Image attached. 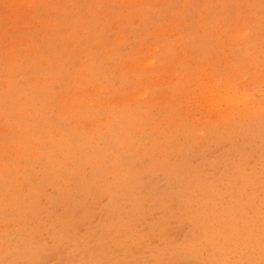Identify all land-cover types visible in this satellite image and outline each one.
Returning a JSON list of instances; mask_svg holds the SVG:
<instances>
[{"label": "rangeland", "instance_id": "1", "mask_svg": "<svg viewBox=\"0 0 264 264\" xmlns=\"http://www.w3.org/2000/svg\"><path fill=\"white\" fill-rule=\"evenodd\" d=\"M210 80L211 82H208ZM207 83H209V85ZM210 84L213 85L211 86ZM45 90L47 91L45 92ZM41 96L43 98H41ZM222 96L224 100H222V98L220 99ZM38 97L41 99H37ZM18 101L20 103H18ZM213 102L216 104L214 105ZM224 102L226 104H224ZM211 103H213L216 108L211 107ZM34 105H36V110H34ZM209 107L212 111L209 110ZM12 109L15 110L13 113ZM57 109H59V111ZM222 109L224 111H222ZM9 111L12 115L7 113ZM38 112L42 115L38 114ZM159 112L160 114H157ZM162 113H164L165 116L164 114L161 115ZM63 115L64 117H62ZM101 115L103 116L101 117ZM237 115L238 117H236ZM44 116L47 117L44 119ZM119 116L122 118H119ZM128 116L130 119H126ZM260 116H262V120ZM33 117H36L35 119L37 121L33 119ZM56 117L57 119H55ZM60 118L62 119L61 122ZM43 119L46 121L42 122ZM116 119H118L117 123L119 122L122 124H115ZM47 120L50 121V124ZM223 120H225V123H223ZM263 121L264 0H0V152L2 151L0 154V181H4L7 178L8 180L5 181L10 180L11 183V185H7L10 183L5 181L0 182V189L2 190L0 194V221L2 220L0 222V259H2L0 262L2 264H8L10 262V264L13 262V264H143L144 261H147L149 258L148 262H146L147 264H160L159 260L161 259L164 264H211L212 260H215L216 256L221 253L220 258L226 260V264H264ZM30 122L34 125L31 126ZM46 122L50 126L47 125ZM160 122L162 123L159 125ZM199 124L201 127H199ZM211 124H213L212 127H210ZM18 125H20V128ZM43 125L46 126L41 129ZM58 125L61 127L60 130ZM117 125L119 128H115ZM122 125L124 126L122 127ZM28 126H30V128ZM37 126L40 127L37 129ZM48 126L49 128H47ZM230 126H232V128H230ZM188 127L189 129H187ZM236 127L237 130L235 129ZM44 128L46 129L44 130ZM151 130L152 132H149ZM83 131L86 133L82 134ZM159 131L162 133H159ZM187 131L189 132L187 133ZM250 131L254 133H250ZM12 132L16 134V136H14ZM46 132H48V134ZM195 132L196 134H194ZM236 132L243 133H238V135H236ZM120 133L121 135L117 136ZM191 133L192 137L194 136L193 139L191 138ZM9 134H12L10 139L8 138L10 136ZM70 134L72 138L69 137ZM174 134H176V136ZM50 135L51 137H49ZM133 135L134 137L132 138ZM140 135L142 137H140ZM231 135L233 137L235 136V138L233 139V137H230ZM245 136H247V138ZM157 137H159V139ZM44 138L46 139L44 140ZM49 138L51 139L49 140ZM78 138H80V140H78ZM103 138H106V140L103 141ZM114 139L117 140L118 144L115 143L116 140L114 141ZM185 140H187L186 143H184ZM194 140L198 143L196 144ZM85 141L88 144L85 145ZM132 141L133 143H130ZM228 141L230 143H228ZM41 142L44 144L42 145ZM82 142L83 144H81ZM134 142L138 143L139 146ZM173 142L175 143L173 144ZM59 143L62 144L60 145ZM160 143L165 144L161 145ZM189 143L191 146H189ZM208 143H211V145ZM262 143L263 146L261 145ZM8 144L11 145L9 146ZM63 144L65 146L67 145V147ZM106 144H108V146ZM132 144H134V146L136 145V148ZM149 144L150 146L147 148ZM257 144H259V148L255 146ZM103 146L104 148H102ZM127 146H129L130 149ZM48 147L51 150L47 149ZM89 147L90 150L88 149ZM155 147H157V149ZM80 149L82 152H80ZM181 149L182 153H180ZM106 150L109 152L107 153ZM112 150H114V153ZM49 151H52L53 154L52 152L49 153ZM63 151H65V153H63ZM85 151L88 154H84ZM129 151L134 154H129ZM150 151L151 153L148 156ZM152 151L154 152L152 153ZM242 151L243 154L241 153ZM70 153L72 154L71 156ZM138 153L141 155H138ZM143 153L146 154L143 156ZM262 153L263 155L260 157L259 155ZM75 154L78 156H75ZM179 154L182 155L180 156ZM220 154H222V156ZM230 154L235 156L231 157ZM53 156L55 159L57 158V160H53ZM106 156H109L110 160ZM72 157H75V159ZM137 157H140L141 160L143 158V160L141 161L139 160L140 158ZM62 158L64 160H62ZM83 158L87 159L83 160ZM148 159L151 162H148ZM45 160H49L50 162L48 161L46 163ZM79 160H81V164ZM237 160H239L238 164L234 162ZM30 161L31 163H29ZM137 162L140 163L138 164ZM245 162L247 164H245ZM152 163L154 165H152ZM182 163L185 166L184 173L180 168ZM162 164H164V166ZM54 165L55 167H52ZM127 165L129 166L128 168ZM200 165L201 167H199ZM31 166L34 167L32 168ZM168 167L174 169L176 173L175 178L169 176ZM214 167H216V169ZM58 168H60L61 171L56 170ZM73 168L75 170L77 169V172L73 170ZM31 169L33 171H31ZM26 170H29L27 174ZM79 170L81 171L78 173ZM40 171L43 173H39ZM48 171H50V173H48ZM145 171L147 174L144 173ZM196 171H198L197 173H199L200 176L194 174ZM7 172L9 174H7ZM32 172H34V174ZM93 172L97 175H94ZM161 172H163V175ZM59 173L63 178L58 176ZM114 174H116V176ZM159 174L162 176L160 177ZM6 175L8 176L6 177ZM144 175L146 176L144 177ZM152 176L156 179L154 177L152 178ZM9 177H11L12 180ZM79 178H82V180ZM218 178L221 179V181L218 180ZM212 179L216 182L218 181L217 185ZM47 180L49 182H47ZM52 182L55 184H52ZM95 182L96 184H94ZM151 182L153 183L151 184ZM2 183H4V185H2ZM89 184L92 185V187ZM196 184L200 185V187ZM66 185L68 186L66 187ZM131 185L132 187H130ZM215 185L216 188H214ZM150 186H152V188ZM5 187H7L8 190ZM17 187H19V190H17ZM60 187L61 190H65H63V196L62 191H58ZM90 187L94 190L92 191L89 189ZM155 187L160 190L158 191L157 189L156 191ZM129 188L133 190L130 191ZM134 188L138 189L137 192ZM213 188L215 190L217 189L216 192ZM230 188L231 190H229ZM12 189H16L17 192H13L14 190L12 191ZM54 190H56V193ZM21 191L23 192L21 193ZM50 191H54V195H52ZM88 191L91 193H88ZM123 191L125 193H123ZM115 192L119 193L118 197ZM157 192L158 194L161 192L159 194L160 197ZM193 192L194 195L191 194ZM27 193L32 194L27 195ZM48 193H50L49 198ZM201 193L204 194L201 195ZM76 194H81L82 197L76 196ZM135 194L136 196H134ZM174 195H176V197ZM66 196H68V199L73 200H68L65 198ZM161 196L164 199L161 198ZM183 196L187 197L182 199L186 200L185 203L179 201ZM207 196H210L208 197L209 201L205 199ZM35 197L36 200L34 199ZM79 197L81 198L78 200L77 198ZM101 197L107 198L105 200V198L103 199ZM149 197H152L153 200L149 199ZM2 198H4V200ZM19 199L20 201L23 200V202H20ZM107 199H110V202H107ZM27 200L29 201L27 202ZM101 202L104 205H102ZM143 204H146V206L143 207ZM17 205L18 207H16ZM44 205L45 207H42ZM72 205L73 207H71ZM12 206L15 208L12 209ZM26 207L29 208V210ZM35 207L36 209L38 208V211H34ZM54 208L58 209L56 210ZM90 208H92V210ZM16 209H18L20 213ZM21 209L23 212H21ZM43 209L44 211H42ZM222 209L226 210V212ZM146 210L150 216L146 214ZM10 211L11 213H9ZM40 211L42 214L39 213ZM75 211H77V213ZM63 212H65L66 215L68 213V217L65 214L63 215ZM160 212L161 214H158ZM186 212H188L189 215ZM36 213H39L37 218L39 217L40 219L36 218ZM61 213L62 215L58 216ZM74 213L76 214L74 215ZM173 214L175 215L172 216ZM79 215H81V220ZM63 216H65V219H68V221L65 220ZM7 217L13 219H8L9 221L7 220L6 222ZM27 217L35 222L28 220ZM49 217L51 218L49 219ZM14 218H17V220ZM151 218L154 219L152 220ZM192 218L193 222L196 221L198 223L195 224L196 222H190ZM87 219L89 220L87 221ZM37 220H39V222ZM76 220L79 222H76ZM144 220H146V223ZM80 221L82 224L84 223V225H82ZM186 221L188 222L186 223ZM202 222H204V227L201 226ZM44 223L46 224L44 225ZM56 223L57 226H55ZM65 223H67V225H65ZM101 224L103 226H101ZM137 224L140 225L138 228ZM126 226L128 227L126 228ZM184 226L186 227L185 229ZM205 226L217 230L212 232V237L208 236L207 233H203ZM190 227L192 229L190 231L187 230ZM99 229L101 230L99 231ZM161 229H163V233ZM140 230H143V232ZM170 231L172 235H170ZM184 231H186L185 233H187V235H184ZM25 232L27 233L25 234ZM80 232H82V234ZM153 233H157L155 234L157 236ZM75 234H78V237ZM151 235L152 237L150 239ZM58 237H60V239ZM176 237L179 238V240ZM39 239L41 240L39 241ZM53 239L56 242H54ZM88 239L90 240L88 241ZM180 239L185 241V243ZM5 240L9 242V244L5 243ZM24 240L26 245L22 243ZM139 241L141 245L143 243L144 246H141ZM171 241H173L174 244ZM119 242L121 244H119ZM191 242L194 243L192 244ZM108 243L111 244V246H109ZM169 243H171L172 246ZM29 245L31 246L29 247ZM173 246L174 249H172ZM191 246L195 248L192 247V251ZM62 247L65 248L62 249ZM19 248H21V251ZM92 248H95V250ZM140 248L143 251L140 250ZM148 249L151 254L148 252ZM196 249L200 250L197 251ZM103 250L105 253L102 252ZM152 250H154L153 253ZM126 251L128 253H126ZM157 251L159 252L158 254ZM1 254H3L2 257ZM170 254L171 256H168ZM162 255L164 257H162ZM88 257H91L90 261ZM96 257L99 259L98 261H94ZM152 257L155 259L151 260ZM4 258L5 260H3ZM174 258H176V260H174ZM135 259H141V261L138 260L137 262ZM194 259L198 262H195ZM121 260L123 263H121ZM199 260L202 262H199Z\"/></svg>", "mask_w": 264, "mask_h": 264}, {"label": "bare ground", "instance_id": "2", "mask_svg": "<svg viewBox=\"0 0 264 264\" xmlns=\"http://www.w3.org/2000/svg\"><path fill=\"white\" fill-rule=\"evenodd\" d=\"M136 1H137V0H136ZM138 1H139V0H138ZM240 31H241V30H240ZM41 43H42V42H41ZM71 50H72V49H71ZM166 55H167V54H166ZM69 67H70V66H69ZM51 69H52V68H51ZM51 69H50V70H51ZM249 69H250V68H249ZM58 73H59V71H58ZM67 73H68V71H67ZM34 74H35V73H34ZM69 74H70V73H69ZM55 75H56V74H55ZM175 75H176V74H175ZM10 76H11V75H10ZM51 76H52V75H51ZM67 76H68V75H67ZM99 78H100V76H99ZM172 78H173V77H172ZM22 79H23V78H22ZM25 79H26V78H25ZM203 79H204V78H203ZM52 80H54V79H52ZM87 82H88V81H87ZM157 82H158V81H157ZM208 82H211V80L208 81ZM47 83H49V82H47ZM205 83H206V82H205ZM212 83H213V82H212ZM207 84L209 85V83H207ZM210 85L212 86L213 84H210ZM12 86H14V85H12ZM144 87H145V86H144ZM47 89H49V88H47ZM37 90H38V89H37ZM37 90H36V91H37ZM214 90H215V89H214ZM41 91H42V90H41ZM46 91H47V90H45V92H46ZM11 92H12V91H11ZM34 92H35V91H34ZM48 92H49V91H48ZM228 92H229V91H228ZM9 93H10V92H9ZM39 94H40V93H39ZM33 95H34V94H33ZM33 95H32V96H33ZM36 95H38V94H36ZM42 95H43V94H42ZM53 95H54V94H53ZM143 95H144V94H143ZM135 96H136V95H135ZM139 96H140V95H139ZM145 96H146V94H145ZM223 96H224V95H223ZM223 96L220 97V99L222 98V100H224V99H223V98H224ZM5 97H7V96H5ZM15 97H16V96H15ZM35 97H36V96H35ZM141 97H142V95H141ZM215 97H216V96H215ZM218 97H219V96H218ZM22 98H23V97H22ZM22 98H21V99H22ZM39 98H40V97H38L37 99H39ZM41 98H43V97L41 96ZM41 98H40V99H41ZM53 98H54V97H53ZM143 98H145V97H143ZM234 98H235V97H234ZM248 98H249V97H248ZM3 99H4V98H3ZM18 99H20V98H18ZM32 99H34V98H32ZM75 99H76V98H75ZM51 100H52V98H51ZM225 100H226V99H225ZM239 100H240V99H239ZM11 101H12V100H11ZM31 101H32V100H31ZM53 101H54V100H53ZM129 101H130V100H129ZM212 101H213V100H212ZM226 101H227V100H226ZM32 102H34V101H32ZM55 102H56V101H55ZM89 102H90V101H89ZM222 102H223V101H222ZM10 103H12V102H10ZM16 103H17V102H16ZM18 103H20V102L18 101ZM26 103H27V102H26ZM90 103H91V102H90ZM213 103H214V102H213ZM213 103H211V107H214V105L216 104V103H214V105H213ZM219 103H220V102H219ZM237 103H238V102H237ZM240 103H241V101H240ZM247 103H248V102H247ZM261 103H262V102H261ZM7 104H8V103H7ZM224 104H226V103L224 102ZM224 104H223V105H224ZM5 105H6V104H5ZM8 105H9V104H8ZM228 105H229V104H228ZM14 106H15V105H14ZM14 106H13V107H14ZM31 106H32V105H31ZM34 106H35V109H34V110H36V105H34ZM34 106H33V107H34ZM226 106H227V105H226ZM37 107H38V106H37ZM43 107H45V106H43ZM46 108H47V106H46ZM214 108H216V107H214ZM6 109H7V108H6ZM8 109H9V108H8ZM16 109H17V108H16ZM21 109H22V108H21ZM23 109H24V108H23ZM43 109H44V108H43ZM99 109H100V108H99ZM99 109H98V110H99ZM212 109H213V108H212ZM217 109H218V105H217ZM55 110H56V109H55ZM57 110L59 111V109H57ZM89 110H90V109H89ZM148 110H149V109H148ZM162 110H163V109H162ZM209 110H211L210 107H209ZM225 110H226V109H225ZM5 111H7V110H5ZM5 111H4V112H5ZM13 111H15V110L12 109V113H13ZM17 111H18V110H17ZM58 111H57V112H58ZM87 111H88V110H87ZM150 111H151V110H150ZM157 111H158V110H157ZM159 111H160V110H159ZM211 111H212V110H211ZM211 111H210V112H211ZM222 111H224V110L222 109ZM226 111H227V110H226ZM231 111H232V110H231ZM1 112H2V111H1ZM43 112H44V111H43ZM214 112H215V111H214ZM219 112H220V111H219ZM2 113H3V112H2ZM7 113L10 114L11 112L9 111V112H7ZM44 113H45V112H44ZM49 113H50V112H49ZM52 113H53V112H52ZM127 113H128V112H127ZM127 113H124V114H127ZM135 113H137V112H135ZM165 113H166V112H165ZM216 113H217V111H216ZM231 113H232V112H231ZM234 113H235V112H234ZM240 113H241V112H240ZM4 114H5V113H4ZM38 114H41V113L38 112ZM101 114H103V113H101ZM151 114H152V113H151ZM157 114H160V112L157 113ZM163 114H164V113H162L161 115H163ZM10 115H12V114H10ZM41 115H42V114H41ZM44 115H45V114H44ZM50 115H51V114H50ZM65 115H67V114H65ZM99 115H100V114H99ZM130 115H131V114H130ZM130 115H129V116H130ZM56 116H57V115H56ZM67 116H69V115H67ZM102 116H103V115H101V117H102ZM129 116H128V118H126V119H130ZM131 116H132V115H131ZM131 116H130V117H131ZM164 116H165V114H164ZM164 116H163V117H164ZM41 117H42V116H41ZM41 117H40V118H41ZM46 117H47V116H46ZM46 117L44 116V119H45ZM62 117H64V115H63ZM93 117H95V116H93ZM120 117H121V116H119V118H120ZM178 117H180V116H178ZM211 117H212V116H211ZM211 117H210V118H211ZM213 117H214V116H213ZM216 117H217V116H216ZM236 117H238V115H237ZM255 117H256V116H255ZM261 117H262V116H260V119L262 120L263 118H261ZM24 118H25V117H24ZM35 118H36V117H35ZM35 118L33 117V119H35ZM51 118H52V117H51ZM116 118H117V117H116ZM119 118H118V119H119ZM121 118H122V117H121ZM164 118H165V117H164ZM7 119H8V118H7ZM15 119H17V118H15ZM44 119H43L42 122H45V121H46V120L44 121ZM47 119H49V118H47ZM52 119H53V118H52ZM55 119H57V117H56ZM60 119H61V118H60ZM79 119H80V117H79ZM118 119H116V123H115V124H118V123H119V122L117 123ZM8 120H10V119H8ZM11 120H12V118H11ZM19 120H20V118H19ZM35 120H36V119H35ZM35 120H34V121H35ZM38 120H39V119H38ZM181 120H182V119H181ZM214 120H215V119H214ZM214 120H213V122H214ZM257 120H258V119H257ZM13 121H15V120H13ZM34 121H33V122H34ZM36 121H37V120H36ZM61 121H62V119L60 120V122H61ZM224 121H225V120H223V123H225ZM254 121H256V120H254ZM259 121H260V120H259ZM4 122H6V121H4ZM18 122H19V121H18ZM47 122H49V124H50V121H49V120H47ZM47 122H46V123H47ZM60 122H59V123H60ZM247 122H248V121H247ZM251 122H253V121H251ZM263 122H264V121H263ZM263 122H262V123H263ZM2 123H3V122H2ZM9 123H10V122H9ZM9 123H7V124H9ZM15 123H16V122H15ZM19 123H20V122H19ZM27 123H28V122H27ZM30 123H31V126L34 125V124H32V122H30ZM30 123H29V124H30ZM161 123H162V122H160L159 125H160ZM197 123H198V122H197ZM255 123H256V122H255ZM11 124H12V122H11ZM13 124H14V123H13ZM49 124L47 123V125H49ZM73 124H74V123H73ZM109 124H110V123H109ZM119 124H120V123H119ZM121 124H122V123H121ZM121 124H120V125H121ZM219 124H220V123H219ZM249 124H250V123H249ZM249 124H248V125H249ZM253 124H254V123H253ZM259 124H260V123H259ZM259 124H258V125H259ZM5 125H6V124H5ZM15 125H16V124H15ZM20 125H21V124H20ZM20 125H18L19 128H20ZM22 125H23V124H22ZM27 125H28V124H27ZM27 125H26V126H27ZM39 125H40V123H39ZM54 125H55V124H54ZM59 125H60V124H59ZM59 125H58V128H59V130H60L61 127H60ZM172 125H173V124H172ZM181 125H182V124H181ZM199 125H200V124H199ZM205 125H206V124H205ZM207 125H208V123H207ZM207 125H206V126H207ZM227 125H228V123H227ZM232 125H233V124H232ZM250 125H252V124H250ZM12 126H14V125H12ZM45 126H46V125H45ZM45 126L43 125L41 129H43V127H45ZM49 126H50V125H49ZM49 126H48L47 128H49ZM67 126H68V125H67ZM73 126H74V125H73ZM112 126H113V125H112ZM115 126H116V125H115ZM115 126H114V127H115ZM123 126H124V125H122V127H123ZM182 126H183V125H182ZM182 126H181V127H182ZM203 126H204V125H203ZM212 126H213V124H211L210 127H212ZM222 126H223V125H222ZM236 126H237V125H236ZM260 126H261V124H260ZM260 126H259V127H260ZM28 127L30 128V126H28ZM39 127H40V126H39ZM39 127L37 126V129H38ZM84 127H85V126H84ZM108 127H111V126H108ZM169 127H170V126H169ZM184 127H185V126H184ZM184 127H183V128H184ZM193 127H194V126H193ZM199 127H201V125H200ZM220 127H221V126H220ZM234 127H235V126H234ZM240 127H241V126H240ZM21 128H22V127H21ZM32 128H33V127H32ZM35 128H36V127H35ZM55 128H56V127H55ZM55 128H54V129H55ZM58 128H57V129H58ZM75 128H76V127H75ZM75 128H74V129H75ZM82 128H83V127H82ZM115 128H119L118 125H117V127H115ZM150 128H152V127H150ZM154 128H155V127H154ZM159 128H160V127H159ZM173 128H174V127H173ZM177 128H178V127H177ZM230 128H232V126H230ZM41 129H40V130H41ZM45 129H46V128H44V130H45ZM63 129H64V128H63ZM101 129H103V128H101ZM112 129H113V128H112ZM157 129H158V128H157ZM163 129H165V128H163ZM174 129H175V128H174ZM174 129H173V130H174ZM187 129H189V127H188ZM219 129H220V128H219ZM235 129L237 130V127H236ZM235 129H234V130H235ZM260 129H261V128H260ZM17 130H18V128H17ZM40 130H39V131H40ZM83 130H84V129H83ZM85 130H86V129H85ZM119 130H120V129H119ZM152 130H153V129H152ZM152 130L149 131V132H152ZM161 130H162V129H161ZM167 130H168V128H167ZM175 130H176V129H175ZM207 130H208V129H207ZM230 130H233V129H230ZM262 130H264V129H262ZM47 131H48V130H47ZM66 131H67V129H66ZM66 131H65V132H66ZM71 131H72V130H71ZM71 131H68V132H71ZM76 131H77V130H76ZM112 131H113V130H112ZM156 131H157V130H156ZM204 131H205V130H204ZM244 131H245V130H244ZM248 131H249V130H248ZM253 131H254V130H253ZM23 132H24V131H23ZM31 132H32V131H31ZM41 132H42V131H41ZM119 132H120V131H119ZM170 132H171V131H170ZM173 132H175V131H173ZM188 132H189V131H187V133H188ZM206 132H207V131H206ZM251 132H252V131H250V133H251ZM255 132H256V131H255ZM35 133H36V132H35ZM46 133L48 134V132H46ZM83 133H86V132L83 131L82 134H83ZM109 133H110V132H109ZM109 133H108V134H109ZM111 133H112V132H111ZM123 133H124V132H123ZM159 133H162V132L159 131ZM200 133H201V132H200ZM204 133H205V132H204ZM204 133H203V134H204ZM208 133H209V132H208ZM236 133H237V132H236ZM238 133H240V132H238ZM238 133H237L236 135H238ZM242 133H243V132H242ZM242 133H240V134H242ZM252 133H254V132H252ZM12 134H14V133L12 132ZM12 134H11V135H12ZM28 134H29V133H28ZM30 134H31V133H30ZM49 134H50V132H49ZM66 134H67V133H66ZM79 134H80V133H79ZM101 134H102V133H101ZM113 134H114V131H113ZM113 134H111V135H113ZM124 134H125V133H124ZM127 134H128V133H127ZM164 134H165V130H164ZM171 134H172V133H171ZM171 134H169V135H171ZM176 134H177V132H176ZM176 134H174V135L176 136ZM194 134H196V132H195ZM203 134H202V135H203ZM227 134H228V133H227ZM231 134H232V133H231ZM234 134H235V133H234ZM9 135H10V134H9ZM11 135L8 137L9 139H10ZM25 135H27V134H25ZM55 135H57V134H55ZM63 135H64V134H63ZM74 135H75V134H74ZM89 135H90V134H89ZM97 135H98V134H97ZM111 135H110V136H111ZM120 135H121V133H120L119 135H117V136H120ZM122 135H123V134H122ZM153 135H154V134H153ZM155 135H156V134H155ZM161 135H162V134H161ZM248 135H250V134H248ZM257 135H258V134H257ZM4 136L7 137L6 135H4ZM14 136H16V134H14ZM22 136H23V135H22ZM60 136H61V135H60ZM75 136H76V135H75ZM91 136H92V135H91ZM91 136H90V137H91ZM99 136H100V134H99ZM102 136H103V134H102ZM102 136H101V137H102ZM129 136H130V135H129ZM172 136H173V135H172ZM175 136H174V137H175ZM183 136H184V135H183ZM240 136H242V135H240ZM252 136H253V135H252ZM254 136H255V135H254ZM261 136H262V133H261ZM261 136H260V138H261ZM263 136H264V135H263ZM43 137H44V136H43ZM46 137H47V136H46ZM49 137H51V135H50ZM62 137H64V136H62ZM62 137H60V138H62ZM69 137L72 138V135L70 134ZM76 137H77V136H76ZM83 137H84V136H83ZM90 137H89V138H90ZM106 137H107V135H106ZM133 137H134V135L132 136V138H133ZM140 137H142V136L140 135ZM144 137H145V136H144ZM160 137H164V136H160ZM177 137H178V136H177ZM193 137H194V136H193ZM193 137H192V133H191V138L193 139ZM198 137H199V136H198ZM210 137H211V136H210ZM230 137H233V136L231 135ZM238 137H239V136H238ZM245 137L247 138V136H245ZM16 138H17V137H16ZM23 138H25V137H23ZM81 138H82V137H81ZM154 138H155V137H154ZM157 138L159 139V137H157ZM175 138H176V137H175ZM186 138H187V137H186ZM186 138H184V139H186ZM203 138H204V136H203ZM234 138H235V136L233 137V139H234ZM243 138H244V137H243ZM246 138H245V139H246ZM3 139H4V138H3ZM6 139H7V138H6ZM45 139H46V138H44V140H45ZM50 139H51V138H49V140H50ZM83 139H84V138H83ZM87 139H88V138H87ZM87 139H86V140H87ZM98 139H99V138H98ZM103 139H104V138H103ZM110 139H111V138H110ZM118 139H119V137H118ZM164 139H165V138H164ZM171 139H172V138H171ZM171 139H170V140H171ZM180 139H181V137H180ZM195 139H196V138H195ZM225 139H226V138H225ZM237 139H238V138H237ZM245 139H244V140H245ZM256 139H257V138H256ZM0 140H1V138H0ZM7 140H8V139H7ZM41 140H42V139H41ZM62 140H63V139H62ZM62 140H60V141H62ZM65 140H66V139H65ZM78 140H80V138H78ZM105 140H106V138H105L103 141H105ZM115 140H116V139H114V141H115ZM156 140H157V139H156ZM170 140H168V141H170ZM172 140H173V139H172ZM182 140H183V138H182ZM208 140H209V138H208ZM208 140H207V141H208ZM239 140H240V139H239ZM244 140H242V141H244ZM249 140H250V139H249ZM251 140H252V139H251ZM254 140H255V139H254ZM263 140H264V139H263ZM42 141H43V140H42ZM53 141H54V140H53ZM53 141H52V142H53ZM60 141H59V142H60ZM67 141H68V140H67ZM98 141L100 142V139H99ZM110 141H111V140H110ZM129 141H130V140H129ZM137 141H138V140H137ZM141 141H142V140H141ZM159 141H160V140H159ZM178 141H180V140H178ZM188 141H189V140H188ZM195 141H196V140H194V142H195ZM245 141H247V140H245ZM245 141H244V142H245ZM261 141H262V140H261ZM35 142H37V141H35ZM69 142H70V141H69ZM72 142H73V141H72ZM72 142H71V144H72ZM85 142H86V141H85ZM89 142H90V140H89ZM119 142H120V141H119ZM123 142H126V141H123ZM127 142H128V141H127ZM139 142H140V141H139ZM143 142H144V140H143ZM147 142H148V141H147ZM164 142H166V141H164ZM181 142H183V141H181ZM186 142H187V140H185L184 143H186ZM192 142H193V141H192ZM202 142H203V141H202ZM204 142H205V141H204ZM223 142H224V141H223ZM257 142H258V141H257ZM9 143H10V141H9ZM54 143H55V141H54ZM57 143H58V141H57ZM67 143H68V142H67ZM79 143H80V141H79ZM90 143H91V142H90ZM90 143H89V144H90ZM96 143H98V142H96ZM115 143H117V140H116ZM120 143H121V142H120ZM128 143H129V142H128ZM130 143H133V141L130 142ZM134 143H136V142H134ZM166 143H167V142H166ZM174 143H175V142H173V144H174ZM195 143H196V142H195ZM197 143H198V142H197ZM197 143H196V144H197ZM228 143H230V142L228 141ZM25 144H27V143H25ZM41 144L43 145L44 143L41 142ZM59 144H60V143H59ZM61 144H62V143H61ZM61 144H60V145H61ZM69 144H70V143H69ZM81 144H83V142H82ZM81 144H80V145H81ZM86 144H88V143L86 142L85 145H86ZM101 144H102V143H101ZM108 144H109V141H108ZM108 144H106V145L108 146ZM117 144H118V143H117ZM126 144H127V143H126ZM137 144H138V143H136V145H137ZM143 144H144V143H143ZM160 144H161V143H160ZM164 144H165V143H163V144H161V145H164ZM167 144H168V143H167ZM171 144H172V143H171ZM181 144H182V143H181ZM189 144H190V143H189ZM189 144H188V145H189ZM208 144L211 145V143H208ZM221 144H222V142H221ZM231 144H232V143H231ZM231 144H230V145H231ZM244 144H246V143H244ZM249 144H250V143H249ZM8 145H9V144H8ZM10 145H11V144H10ZM10 145H9V146H10ZM45 145H46V144H45ZM63 145H64V144H63ZM122 145H123V143H122ZM128 145H129V144H128ZM132 145L134 146V144H132ZM132 145H130V146H132ZM136 145H135V146H136ZM161 145H160V146H161ZM194 145H195V144H194ZM219 145H220V144H219ZM235 145H236V144H235ZM250 145H251V144H250ZM258 145H259V144L255 145V146L258 147ZM261 145L263 146V143H262ZM261 145H260V149H261ZM2 146H3V145H2ZM21 146H23V145H21ZM64 146H65V145H64ZM89 146H90V145H89ZM92 146H93V144H92ZM92 146H91V148H92ZM118 146H119V145H118ZM120 146H121V145H120ZM135 146H134V147H135ZM138 146H139V144H138ZM138 146H137V147H138ZM149 146H150V144L147 146V148H148ZM167 146H168V145H167ZM169 146H170V144H169ZM169 146H168V147H169ZM173 146H174V145H173ZM189 146H191V144H190ZM196 146H197V145H196ZM215 146H216V145H215ZM239 146H240V144H239ZM245 146H246V145H245ZM247 146H249V145H247ZM253 146H254V145H253ZM255 146H254V147H255ZM50 147H51V146H50ZM60 147H61V146H60ZM60 147H59V148H60ZM65 147H67V145H66ZM71 147H72V146H71ZM77 147H78V146H77ZM79 147H80V146H79ZM99 147H100V145H99ZM127 147H129V146H127ZM157 147H158V145H157ZM157 147H155V148L157 149ZM164 147H165V146H164ZM164 147H163V148H164ZM206 147H207V146H206ZM210 147H212V146H210ZM43 148H44V147H43ZM61 148H63V147H61ZM81 148H82V147H81ZM85 148H86V147H85ZM102 148H104V146H103ZM122 148H123V146H122ZM131 148H133V147H131ZM135 148H136V147H135ZM144 148H145V147H144ZM155 148H154V149H155ZM158 148L160 149V147H158ZM169 148H170V147H169ZM201 148H203V147H201ZM248 148H249V147H248ZM252 148H253V147H252ZM258 148H259V147H258ZM1 149H2V148H1ZM9 149H10V147H9ZM28 149H29V148H28ZM44 149H46V148H44ZM47 149H50V148L48 147ZM54 149H55V148H54ZM63 149H64V148H63ZM69 149H70V148H69ZM82 149H83V148H82ZM88 149L90 150V147H89ZM88 149H87V150H88ZM112 149H113V148H112ZM129 149H130V147H129ZM210 149H211V148H210ZM237 149H238V148H237ZM239 149H240V147H239ZM260 149H259V150H260ZM15 150H16V149H15ZM19 150H20V149H19ZM50 150H51V149H50ZM61 150H62V149H61ZM67 150H68V149H67ZM67 150H65V151H67ZM72 150H73V149H72ZM78 150H79V149H78ZM126 150H127V149H126ZM164 150H165V149H164ZM169 150H171V149H169ZM198 150H199V149H198ZM234 150H235V149H234ZM29 151H30V150H29ZM47 151H48V150H47ZM54 151H55V150H54ZM58 151H59V150H58ZM65 151H63V153H65ZM106 151H107V153L109 152L108 150H106ZM113 151H114V150H112V152H113ZM132 151H133V150H132ZM134 151H135V150H134ZM136 151H137V150H136ZM177 151H178V149H177ZM232 151H233V150H232ZM232 151H231V152H232ZM247 151H248V150H247ZM254 151H255V149H254ZM254 151H253V153H254ZM261 151H262V150H261ZM5 152H6V151H5ZM15 152H16V151H15ZM40 152H41V151H40ZM45 152H46V151H45ZM50 152H52V151H49V153H50ZM56 152H57V151H56ZM72 152H73V151H72ZM80 152H82L81 149H80ZM83 152H84V151H83ZM126 152H127V151H126ZM140 152H141V150H140ZM153 152H154V151H152V153H153ZM167 152H168V151H167ZM170 152H171V151H170ZM170 152H169V154H170ZM179 152H180V150H179ZM186 152H187V151H186ZM204 152H205V151H204ZM1 153H2V151L0 152V154H1ZM12 153H13V152H12ZM12 153H11V154H12ZM49 153H48V155H49ZM57 153H58V152H57ZM61 153H62V152H61ZM90 153H92V152H90ZM103 153H106V152H103ZM113 153H114V152H113ZM118 153H119V152H118ZM118 153H117V154H118ZM131 153H133V152H131ZM131 153H130V151H129V154H131ZM150 153H151V151L148 153V156H149ZM180 153H182V149H181V152H180ZM184 153H185V152H184ZM232 153L234 154V151H233ZM235 153H236V152H235ZM237 153H238V152H237ZM241 153L243 154V151H242ZM253 153H252V154H253ZM34 154H35V153H34ZM52 154H53V152H52ZM78 154H79V153H78ZM84 154H88V153H86V151H85ZM84 154H83V155H84ZM92 154H93V153H92ZM92 154H91V155H92ZM94 154H95V153H94ZM110 154H111V152H110ZM117 154H116V156H117ZM129 154H128V155H129ZM133 154H134V153H133ZM135 154H136V152H135ZM139 154H140V153H138V155H139ZM145 154H146V153H143V156H144ZM190 154H191V153H190ZM204 154H205V153H204ZM224 154H225V153H224ZM224 154H223V155H224ZM14 155H15V153H14ZM14 155H13V157H14ZM45 155H46V154H45ZM45 155H44V156H45ZM48 155H46V156H48ZM50 155H51V154H50ZM61 155H62V154H61ZM67 155H68V154H67ZM71 155H72V154L70 153V156H71ZM89 155H90V154H89ZM120 155H121V154H120ZM140 155H141V154H140ZM179 155L181 156L182 154H179ZM184 155H185V154H184ZM201 155H202V154H201ZM206 155H207V154H206ZM206 155H205V156H206ZM209 155H211V154H209ZM220 155L222 156V154H220ZM230 155H231V154H230ZM262 155H263V153H262L261 155H259V156L261 157ZM31 156H32V155H31ZM40 156H42V155H40ZM46 156H45V157H46ZM68 156H69V155H68ZM75 156H78V155L75 154ZM84 156H85V155H84ZM84 156H83V157H84ZM94 156H95V155H94ZM94 156H93V157H94ZM113 156H114V154H113ZM124 156H125V155H124ZM131 156H132V155H131ZM131 156H130V157H131ZM166 156H167V155H166ZM173 156H174V155H173ZM205 156H204V158H205ZM226 156L228 157L227 154H226ZM232 156H233V155H231V157H232ZM234 156H235V155H234ZM234 156H233V157H234ZM246 156H247V155H246ZM248 156H250V155H248ZM253 156H254V155H253ZM11 157H12V156H11ZM42 157H43V156H42ZM45 157H44V158H45ZM53 157H54V156H53ZM53 157H52V158H53ZM57 157H59V156H57ZM65 157H66V155H65ZM79 157H80V156H79ZM106 157H107V156H106ZM110 157H111V156H110ZM140 157H141V156H140ZM140 157H137V158H140ZM146 157H147V156H146ZM146 157H145V158H146ZM227 157H226V158H227ZM231 157H230V158H231ZM238 157H239V156H238ZM3 158H4V157H3ZM38 158H39V157H38ZM52 158H51V159H52ZM63 158H64V157H63ZM63 158H62V160L65 159V158H64V159H63ZM72 158H73V157H72ZM72 158H71V160H72ZM80 158H81V157H80ZM95 158H96V157H95ZM107 158L109 159V156H108ZM113 158H114V157H113ZM123 158H124V157H123ZM148 158H149V157H148ZM168 158H169V157H168ZM172 158H174V157H172ZM172 158H171V159H172ZM230 158H229V159H230ZM73 159H75V157H74ZM85 159H87V158H85ZM85 159L83 158V160H85ZM158 159H159V158H158ZM185 159H186V158H185ZM208 159H209V158H208ZM216 159H217V158H216ZM218 159H219V158H218ZM238 159H239V158H238ZM245 159H246V158H245ZM248 159H249V158H248ZM10 160L13 161L12 159H10ZM29 160H30V158H29ZM42 160H43V159H42ZM53 160H57V158L55 159V157H54ZM58 160H59V159H58ZM90 160H91V158H90ZM106 160H107V159H106ZM109 160H110V159H109ZM111 160H112V159H111ZM117 160H118V159H117ZM122 160H123V159H122ZM127 160H128V159H127ZM139 160H141V158H140ZM142 160H143V158H142ZM142 160H141V161H142ZM166 160H167V158H166ZM174 160H175V159H174ZM176 160H177V159H176ZM227 160H228V159H227ZM252 160H253V159H252ZM254 160H255V159H254ZM262 160H263V159H262ZM3 161H4V160H3ZM11 161H10V162H11ZM20 161H21V160H20ZM24 161H25V160H24ZM26 161H27V160H26ZM32 161H33V160H32ZM38 161H39V159H38ZM40 161H41V159H40ZM45 161H46V163H47L49 160H45ZM68 161H69V159H68ZM79 161H80V164H81V160H79ZM88 161H89V160H88ZM95 161H96V160H95ZM104 161H105V159H104ZM112 161H113V160H112ZM137 161H138V160H137ZM141 161H140V162H141ZM146 161H147V160H146ZM191 161H192V160H191ZM211 161H212V160H211ZM230 161H231V160H230ZM232 161H233V158H232ZM238 161H239V160L234 161V162H237L236 164H238ZM240 161H241V160H240ZM250 161H251V160H250ZM33 162H34V161H33ZM49 162H50V161H49ZM60 162H61V161H60ZM85 162H86V161H85ZM127 162H128V161H127ZM140 162H139V163H140ZM148 162H151V161L148 159ZM201 162H202V161H201ZM248 162H249V161H248ZM3 163H4V162H3ZM29 163H31V161H30ZM40 163H41V162H40ZM42 163H43V162H42ZM52 163H53V162H52ZM70 163H71V162H70ZM91 163H92V161H91ZM95 163H96V162H95ZM95 163H94V164H95ZM101 163H102V162H101ZM101 163H100V164H101ZM105 163H107V162H105ZM137 163H138V162H137ZM139 163H138V164H139ZM143 163H145V162H143ZM155 163H156V162H155ZM162 163H164V162H162ZM166 163H168V162H166ZM175 163H176V162H175ZM206 163H207V162H206ZM220 163H221V162H220ZM222 163H224V162H222ZM240 163H241V162H240ZM18 164H19V163H18ZM27 164H28V163H27ZM32 164H33V163H32ZM38 164H39V163H38ZM84 164H86V163H84ZM94 164H93V166H94ZM98 164H99V163H98ZM107 164H108V163H107ZM125 164H126V163H125ZM125 164H124V165H125ZM127 164H129V163H127ZM133 164H135V163H133ZM148 164H149V163H148ZM148 164H147V165H148ZM178 164H180V163H178ZM228 164H229V163H228ZM245 164H247V163L245 162ZM33 165H34V164H33ZM43 165H45V164H43ZM52 165H53V164H52ZM60 165H62V164H60ZM95 165H96V164H95ZM104 165H105V164H104ZM104 165H102V166H104ZM152 165H154V164L152 163ZM162 165L164 166V164H162ZM165 165H166V164H165ZM168 165H169V164H168ZM193 165H194V164H193ZM239 165H240V164H239ZM239 165H238V166H239ZM242 165H244V164H242ZM45 166H46V165H45ZM56 166H57V165H56ZM58 166H59V165H58ZM71 166H72V165H71ZM80 166H81V165H80ZM90 166H91V165H90ZM93 166H92V168H93ZM96 166H97V165H96ZM99 166H100V165H99ZM111 166H112V165H111ZM125 166H126V165H125ZM138 166H140V165H138ZM195 166H196V165H195ZM227 166H228V165H227ZM230 166H231V165H230ZM233 166H234V165H233ZM251 166H252V165H251ZM31 167L33 168L34 166H31ZM42 167H43V166H42ZM50 167H51V166H50ZM52 167H55V165L52 166ZM52 167H51V168H52ZM59 167H60V166H59ZM83 167H84V166H83ZM114 167H115V166H114ZM119 167H120V166H119ZM128 167H129V166L127 165V168H128ZM144 167H146V166H144ZM155 167H156V166H155ZM161 167H162V166H161ZM161 167H160V169H161ZM170 167H171V166H170ZM172 167H173V166H172ZM199 167H201V165H200ZM199 167H198V169H199ZM13 168H14V167H13ZM28 168H29V167H28ZM46 168H47V167H46ZM61 168H63V167H61ZM77 168H78V167H77ZM79 168H80V167H79ZM85 168H86V167H85ZM92 168H91V169H92ZM101 168H102V167H101ZM109 168H110V167H109ZM109 168H108V169H109ZM148 168H149V167H148ZM148 168H147V169H148ZM156 168H157V167H156ZM156 168H155V169H156ZM168 168H169V167H168ZM168 168H167V170H168ZM180 168H181V170H182L183 173H184L185 166H184L183 163L180 165ZM193 168H195V167H193ZM206 168H207V167H206ZM214 168L216 169V167H214ZM219 168H220V167H219ZM222 168H224V167H222ZM225 168H226V166H225ZM229 168H230V167H229ZM233 168H234V167H233ZM239 168H241V167H239ZM2 169H3V168H2ZM10 169H11V168H10ZM69 169H70V168H69ZM89 169H90V168H89ZM89 169H88V170H89ZM94 169H95V167H94ZM97 169H98V168H97ZM97 169H96V170H97ZM108 169H107V170H108ZM142 169H143V168H142ZM187 169H188V168H187ZM190 169H191V168H190ZM195 169H196V168H195ZM215 169H214V170H215ZM217 169H218V168H217ZM227 169H228V168H227ZM245 169H246V168H245ZM247 169H248V168H247ZM8 170H9V169H8ZM13 170H14V169H13ZM29 170H30V169H29ZM29 170H26V174H27V171L29 172ZM47 170H48V169H47ZM51 170H52V169H51ZM56 170H60V168H58V169H56ZM56 170H55V171H56ZM67 170H68V169H67ZM73 170H75V169L73 168ZM76 170H77V169H76ZM76 170H75V171H76ZM84 170H85V169H84ZM88 170H87V172L89 173ZM107 170H106V171H107ZM124 170H125V169H124ZM136 170H138V169H136ZM148 170H149V169H148ZM161 170H162V169H161ZM163 170H164V169H163ZM176 170H177V169H176ZM200 170H201V169H200ZM200 170H199V171H200ZM219 170H220V169H219ZM5 171H6V170H5ZM14 171H15V170H14ZM31 171H33V170L31 169ZM60 171H61V170H60ZM64 171H65V170H64ZM71 171H72V169H71ZM80 171H81V170H79L78 173H79ZM97 171L100 172L99 170H97ZM97 171H95V172H97ZM119 171H120V170H119ZM122 171H123V170H122ZM237 171H238V170H237ZM2 172H3V171H2ZM53 172H54V170H53ZM67 172H68V171H67ZM76 172H77V171H76ZM83 172H85V171H83ZM139 172H140V171H139ZM150 172H152V171H150ZM154 172H155V171H154ZM157 172H158V171H157ZM165 172H166V170H165ZM188 172H189V170H188ZM197 172H198V171L194 172V174L197 175V176H200V174L197 173ZM213 172H214V171H213ZM225 172H226V171H225ZM225 172H224V173H225ZM241 172H242V171H241ZM5 173H6V172H5ZM32 173L34 174V172H32ZM32 173H31V174H32ZM39 173H43V172L40 171ZM48 173H50V171H48ZM54 173H55V172H54ZM63 173H65V172H63ZM78 173H77V175H78ZM85 173H86V172H85ZM90 173H91V172H90ZM117 173H118V172H117ZM144 173H146V171H145ZM148 173H149V172H148ZM218 173H220V172H218ZM226 173H227V172H226ZM231 173H232V172H231ZM235 173H236V172H235ZM7 174H9V173L7 172ZM51 174H52V173H51ZM51 174H50V175H51ZM86 174H87V173H86ZM86 174H85V175H86ZM93 174H94V172H93ZM98 174H100V173H98ZM123 174H124V172H123ZM131 174H132V173H131ZM146 174H147V173H146ZM161 174L163 175V172H161ZM229 174H230V173H229ZM23 175H24V171H23ZM28 175H29V173H28ZM37 175H38V174H37ZM47 175H48V174H47ZM53 175H54V174H53ZM68 175H69V174H68ZM68 175H67V176H68ZM94 175H97V174H94ZM94 175H93V176H94ZM114 175L116 176V174H114ZM151 175H152V174H151ZM156 175H157V174H156ZM156 175H155V176H156ZM162 175L159 174L160 177H161ZM213 175H214V174H213ZM216 175H217V173H216ZM221 175H222V174H221ZM256 175H257V174H256ZM2 176H3V173H2ZM7 176H8V175H6V177H7ZM58 176H60V173H59ZM81 176H82V174H81ZM86 176H87V175H86ZM117 176H118V175H117ZM119 176H120V175H119ZM132 176H133V175H132ZM145 176H146V175H144V177H145ZM169 176H170L171 178H175V177H176V173H175V171H174L173 168H169ZM185 176H186V175H185ZM224 176H225V175H224ZM244 176H245V175H244ZM18 177H19V176H18ZM30 177H31V176H30ZM32 177H33V176H32ZM39 177H40V176H39ZM41 177H42V176H41ZM46 177H47V176H46ZM48 177H49V176H48ZM55 177H56V176H55ZM74 177H75V176H74ZM74 177H73V178H74ZM77 177H78V176H77ZM87 177H89V176H87ZM87 177H86V178H87ZM90 177H91V176H90ZM125 177H126V176H125ZM153 177H154V176H152V178H153ZM156 177H157V176H156ZM189 177H191V176H189ZM202 177H203V175H202ZM210 177H211V176H210ZM210 177H209V178H210ZM214 177H215V176H214ZM226 177H227V176H226ZM226 177H225V178H226ZM2 178H3V177H2ZM9 178L11 179V177H9ZM27 178H29V177H27ZM35 178H36V175H35ZM43 178H45V177H43ZM60 178H63V177L60 176ZM65 178H66V175H65ZM68 178H69V177H68ZM75 178H76V177H75ZM82 178H83V177H82ZM82 178H81V179L79 178V179L82 180ZM101 178H102V177H101ZM114 178H115V177H114ZM130 178H131V176H130ZM152 178H151V180H152ZM154 178H155V177H154ZM163 178H165V177H163ZM243 178H244V177H243ZM4 179H5V177H4ZM15 179H16V178H15ZM33 179H34V178H33ZM41 179H42V178H41ZM48 179H50V178H48ZM155 179H156V178H155ZM177 179H178V178H177ZM189 179H190V178H189ZM203 179H204V177H203ZM205 179H206V177H205ZM223 179H224V178H223ZM227 179H228V177H227ZM241 179H242V178H241ZM248 179H249V178H248ZM5 180H8V179L6 178ZM5 180H4V181H5ZM11 180H12V179H11ZM50 180H51V179H50ZM54 180H56V179H54ZM62 180H63V179H62ZM76 180H77V179H76ZM86 180H87V179H86ZM120 180H121V179H120ZM166 180H167V179H166ZM166 180H165V181H166ZM186 180H187V179H186ZM206 180H207V179H206ZM212 180H213V179H212ZM218 180L221 181V179H219V178H218ZM242 180H243V179H242ZM246 180H247V179H246ZM246 180H245V181H246ZM1 181H2V180H1ZM1 181H0V182H1ZM4 181H2V182H4ZM26 181H28V180H26ZM160 181H161V180H160ZM213 181L216 182L215 180H213ZM226 181H227V180H226ZM226 181H225V183H226ZM5 182H9V183H10V180H9V181H5ZM41 182H42V181H41ZM47 182H49V181L47 180ZM55 182H56V181H55ZM58 182H60V181H58ZM86 182H87V181H86ZM86 182H85V183H86ZM124 182H125V181H124ZM135 182H136V180H135ZM176 182H177V181H176ZM217 182H218V181H217ZM217 182H216V185H217ZM44 183H45V182H44ZM64 183H65V182H64ZM83 183H84V181H83ZM88 183H89V182H88ZM97 183H98V182H97ZM104 183H105V182H104ZM117 183H118V182H117ZM131 183H132V182H131ZM131 183H130V184H131ZM152 183H153V182H151V184H152ZM168 183H169V182H168ZM240 183H241V182H240ZM240 183H239V184H240ZM5 184H7V183H5ZM30 184H31V183H30ZM37 184H38V183H37ZM52 184H55V183L52 182ZM86 184H87V183H86ZM86 184H85V185H86ZM94 184H96V182H95ZM132 184H133V183H132ZM151 184H150V185H151ZM158 184H159V183H158ZM192 184H193V181H192ZM242 184H244V183H242ZM2 185H4V183H2ZM7 185H11V183H10V184H7ZM69 185H70V184H69ZM77 185H78V184H77ZM81 185H82V184H81ZM89 185H90V184H89ZM99 185H100V184H99ZM116 185H117V184H116ZM148 185H149V183H148ZM196 185H197V184H196ZM216 185H215L214 188H216ZM0 186H1V183H0ZM14 186H15V184H14ZM37 186H38V185H37ZM37 186H36V188H37ZM44 186H45V185H44ZM49 186H51V185H49ZM49 186H48V187H49ZM52 186H53V185H52ZM55 186H56V185H55ZM57 186H58V185H57ZM67 186H68V185H66V187H67ZM71 186H72V183H71ZM71 186H70V187H71ZM73 186H74V183H73ZM90 186L92 187V185H90ZM139 186H140V184H139ZM197 186L200 187V185H197ZM202 186H203V185H202ZM205 186H206V185H205ZM212 186H213V185H212ZM241 186H242V185H241ZM241 186H240V187H241ZM61 187H62V185H61ZM61 187H60V189L58 188L59 190H58V189H57V190L60 191V190H61ZM66 187H65V188H66ZM78 187H79V186H78ZM81 187H84V186H81ZM91 187H90L89 189L92 190ZM95 187H96V186H95ZM130 187H132V185H131ZM150 187L152 188V186H150ZM156 187H157V186H156ZM156 187H155V188H156ZM171 187H172V186H171ZM195 187H196V186H195ZM195 187H194V188H195ZM203 187H204V186H203ZM0 188H1V187H0ZM5 188L7 189V187H5ZM17 188H18V189H17ZM17 188H16V189L19 190V187H17ZM31 188H32V186H31ZM71 188H72V187H71ZM71 188H70V191H71ZM73 188H74V187H73ZM87 188H88V187H87ZM137 188H138V187H137ZM165 188H166V187H165ZM173 188H174V187H173ZM188 188H189V186H188ZM214 188H213V189H214ZM16 189H15V190H16ZM34 189H35V188H34ZM46 189H47V188H46ZM49 189H50V188H49ZM66 189H69V188H66ZM75 189H76V186H75ZM100 189H101V188H100ZM129 189H130V191L133 190V189L131 190V188H129ZM134 189H136V188H134ZM148 189H149V188H148ZM157 189H158V188H156V191H157ZM195 189H196V188H195ZM247 189H248V188H247ZM7 190H8V189H7ZM13 190H14V189H12V191H13ZM15 190H14L13 192L16 193L17 190H16V191H15ZM31 190H32V189H31ZM31 190H30V191H31ZM40 190H42V189H40ZM50 190H51V189H50ZM63 190H64V189H63ZM63 190H61V191H62V196H63ZM79 190H80V189H79ZM91 190H90V191H91ZM93 190H94V189H93ZM93 190H92V191H93ZM137 190H138V189H136L135 191L137 192ZM149 190H150V189H149ZM152 190H153V189H152ZM159 190H160V189H158V191H159ZM167 190H169V189H167ZM193 190H194V189H193ZM201 190H203V189H201ZM214 190H215V189H214ZM216 190H217V189H216ZM216 190H215V192H216ZM229 190H231V188H230ZM229 190H228V191H229ZM1 191H2V190L0 189V194H1ZM38 191H39V190H38ZM43 191H44V189H43ZM45 191H46V190H45ZM54 191H55V193H56V190H54ZM54 191H53V192H54ZM58 191H57V192H58ZM64 191H65V190H64ZM81 191H82V190H81ZM90 191H88V193H89ZM102 191H103V189H102ZM117 191H118V190H117ZM120 191H121V190H120ZM126 191H127V189H126ZM145 191H146V190H145ZM147 191H148V190H147ZM153 191H154V190H153ZM178 191H179V190H178ZM181 191H182V190H181ZM3 192H4V191H3ZM3 192H2V193H3ZM13 192H12V193H13ZM19 192H20V191H19ZM22 192H23V191H21V193H22ZM32 192H33V191H32ZM35 192H36V191H35ZM46 192H48V191H46ZM50 192H52V191H50ZM53 192L51 193L52 195H54ZM104 192H105V191H104ZM118 192H119V191H118ZM128 192H129V191H128ZM140 192H141V191H140ZM151 192H152V191H151ZM170 192H171V191H170ZM198 192H199V190H198ZM210 192H211V191H210ZM210 192H209V193H210ZM226 192H227V191H226ZM229 192H230V191H229ZM240 192H241V190H240ZM4 193H5V192H4ZM10 193H11V191H10ZM24 193H25V192H24ZM59 193H60V192H59ZM78 193H79V191H78ZM90 193H91V192H90ZM92 193H93V192H92ZM107 193H109V192H107ZM116 193H117V192H115V194H116ZM123 193H125V192L123 191ZM134 193H135V192H134ZM160 193H161V192H159V194H160ZM204 193H205V192H204ZM204 193H201V195L204 194ZM206 193H208V192H206ZM218 193H219V191H218ZM5 194H6V193H5ZM30 194H32V193H27V195H30ZM33 194H34V193H33ZM38 194H39V193H38ZM49 194H50V193H48V198L50 197ZM66 194H67V193H66ZM105 194H106V193H105ZM118 194H119V193H117V197H118ZM143 194H144V193H143ZM149 194H150V193H149ZM155 194H156V193H155ZM157 194H158V192H157ZM159 194H158V195H159ZM166 194H167V193H166ZM172 194H173V193H172ZM191 194L194 195V192L191 193ZM197 194H198V193H197ZM197 194H196V195H197ZM219 194H220V193H219ZM259 194H260V193H259ZM259 194H258V195H259ZM12 195H13V194H12ZM16 195H17V194H16ZM21 195H22V194H21ZM23 195H24V194H23ZM52 195H51V196H52ZM55 195H56V194H55ZM68 195H69V194H68ZM87 195H88V194H87ZM103 195H104V194H103ZM113 195H114V194H113ZM130 195H131V194H130ZM158 195H157V196H158ZM167 195H168V194H167ZM185 195H186V194H185ZM208 195H209V194H208ZM211 195H212V193H211ZM216 195H218V194H216ZM1 196H2V195H1ZM8 196H9V194H8ZM18 196H19V194H18ZM38 196H39V195H38ZM71 196H72V195H71ZM76 196H81V194H80V195H77V194H76ZM88 196H89V195H88ZM107 196H108V195H107ZM111 196H112V195H111ZM111 196H110V197H111ZM134 196H136V194H135ZM139 196H140V193H139ZM143 196H144V195H143ZM154 196H156V195H154ZM165 196H166V195H165ZM174 196L176 197V195H174ZM186 196H187V195H186ZM186 196H183L182 198H180L179 201L182 202V203H185L186 200H182V199L187 198ZM213 196H215V195H213ZM13 197H14V196H13ZM13 197H11V198H13ZM22 197H25V196H22ZM67 197H68V196H66L65 198H67ZM69 197H70V196H69ZM81 197H82V196H81ZM81 197H79V198H77V199L79 200ZM85 197H86V196H85ZM108 197H109V196H108ZM113 197H114V196H113ZM159 197H160V195H159ZM172 197H173V196H172ZM194 197H195V196H194ZM203 197H204V196H203ZM208 197H210V196H207V198H205V199L208 200V199H209ZM7 198H8V197H7ZM7 198H5V199H7ZM15 198H17V197H15ZM20 198H21V197H20ZM58 198H59V195H58ZM83 198H84V197H83ZM101 198H103V199L105 198V200H106L107 197H101ZM140 198H143V197H140ZM161 198H163V197L161 196ZM2 199L4 200V198H2ZM8 199H9V198H8ZM8 199H7V200H8ZM21 199H23V198H21ZM28 199H30V198H28ZM34 199L36 200V197H35ZM41 199H42V198H41ZM50 199H51V198H50ZM59 199H60V198H59ZM67 199H68V198H67ZM77 199H76V200H77ZM89 199H90V198H89ZM103 199H102V200H103ZM112 199H113V198H112ZM117 199H118V198H117ZM124 199H125V198H124ZM133 199H134V198H133ZM133 199H132V200H133ZM149 199H152V197H149ZM163 199H164V198H163ZM200 199H202V198H200ZM200 199H199V200H200ZM211 199H212V198H211ZM214 199H215V198H214ZM235 199H236V198H235ZM35 200H34V201H35ZM57 200H58V199H57ZM68 200H70V199H68ZM72 200H73V199H71L70 201H72ZM86 200H87V199H86ZM107 200H108L107 202H110V199H107ZM119 200H120V199H119ZM152 200H153V199H152ZM152 200H151V201H152ZM202 200H204V199H202ZM220 200H221V199H220ZM0 201H1V200H0ZM11 201H13V200H11ZM16 201H17V200H16ZM19 201H20V199H19ZM28 201H29V200H27V202H28ZM47 201H48V200H47ZM59 201H60V200H59ZM130 201H131V200H130ZM148 201H149V200H148ZM148 201H146V202H148ZM154 201H155V200H154ZM208 201H209V200H208ZM14 202H15V201H14ZM20 202H23V200H21ZM30 202H31V200H30ZM30 202H29V203H30ZM36 202H39V201H36ZM36 202H35V203H36ZM41 202H42V201H41ZM61 202H62V200H61ZM64 202H65V201H64ZM104 202H105V201H104ZM149 202H150V201H149ZM156 202H157V201H156ZM194 202H195V201H194ZM18 203H19V202H18ZM49 203H50V202H49ZM51 203H53V202H51ZM67 203H68V202H67ZM70 203H71V202H70ZM73 203H74V202H73ZM87 203H88V201H87ZM87 203H86V204H87ZM121 203H122V202H121ZM175 203H176V202H175ZM175 203H174V205H175ZM196 203H197V202H196ZM200 203H201V201H200ZM200 203H198V204H200ZM214 203H215V201H214ZM11 204H12V203H11ZM19 204H20V203H19ZM31 204H32V203H31ZM55 204H56V203H55ZM57 204H58V202H57ZM59 204H60V203H59ZM75 204H76V202H75ZM101 204H102V202H101ZM111 204H112V203H111ZM146 204H147V203H146ZM146 204H143V207H145ZM151 204H152V203H151ZM153 204H154V203H153ZM231 204H232V203H231ZM9 205H10V204H9ZM12 205H14V204H12ZM34 205H35V204H34ZM34 205H33V206H34ZM37 205H39V204H37ZM48 205H49V204H48ZM61 205H62V204H61ZM61 205H60V206H61ZM87 205H88V204H87ZM102 205H104V204H102ZM128 205H130V204H128ZM149 205H150V204H149ZM174 205H173V207H174ZM204 205H205V204H204ZM49 206H50V205H49ZM63 206H64V205H63ZM84 206H85V205H84ZM97 206H98V205H97ZM202 206H203V205H202ZM216 206H217V205H216ZM228 206H229V205H228ZM6 207H7V206H6ZM6 207H5V208H6ZM12 207H13V206H12ZM16 207H18V205H17ZM40 207H41V206H40ZM40 207H39V208H40ZM42 207H45V205L42 206ZM46 207H47V206H46ZM68 207H69V204H68ZM71 207H73V205H72ZM98 207H99V206H98ZM102 207H103V206H102ZM125 207H126V206H125ZM149 207H150V206H149ZM149 207H148V208H149ZM169 207H170V206H169ZM185 207H186V206H185ZM192 207H193V206H192ZM195 207H196V205H195ZM197 207H198V206H197ZM233 207H234V206H233ZM14 208H15V207H13L12 209H14ZM20 208H21V207H20ZM20 208H19V209H20ZM26 208H27V207H26ZM26 208H25V209H26ZM31 208H32V207H31ZM52 208H53V207H52ZM58 208H60V207H58ZM58 208H57V209H58ZM86 208H87V207H86ZM100 208H101V206H100ZM104 208H105V207H104ZM140 208H141V206H140ZM148 208H146V209H148ZM201 208H202V207H201ZM10 209H11V208H10ZM25 209H24V210H25ZM27 209L29 210V208H27ZM34 209H35L34 211H36L38 208L36 209V207H35ZM44 209H45V208H44ZM44 209H43L42 211H44ZM54 209H56V208H54ZM57 209H56V210H57ZM60 209H61V208H60ZM88 209H89V208H88ZM90 209L92 210V208H90ZM96 209H97V208H96ZM171 209H172V208H171ZM184 209H186V208H184ZM194 209H195V208H194ZM204 209H205V208H204ZM232 209H233V208H232ZM2 210H3V209H2ZM2 210H1V211H2ZM16 210H18V209H16ZM31 210H32V209H31ZM49 210H50V209H49ZM67 210H68V209H67ZM69 210H70V209H69ZM71 210H72V209H71ZM93 210H94V209H93ZM121 210H122V209H121ZM177 210H178V209H177ZM186 210H187V209H186ZM186 210H185V211H186ZM195 210H196V209H195ZM198 210H199V209H198ZM201 210H202V209H201ZM222 210H223V209H222ZM227 210H228V209H227ZM5 211H6V210H5ZM18 211H19V210H18ZM34 211H33V212H34ZM37 211H38V210H37ZM54 211H55V210H54ZM62 211H63V210H62ZM64 211H65V209H64ZM82 211H84V210H82ZM162 211H164V210H162ZM174 211H175V210H174ZM189 211H190V210H189ZM196 211H197V210H196ZM223 211L226 212V210H223ZM229 211H230V210H229ZM232 211H234V210H232ZM7 212H8V211H7ZM21 212H23L22 209H21ZM31 212H32V211H31ZM56 212H57V211H56ZM65 212H66V211H65ZM65 212H63V215L65 214ZM75 212L77 213V211H75ZM79 212H80V211H79ZM89 212H90V211H89ZM117 212H118V211H117ZM122 212H123V211H122ZM125 212H126V211H125ZM127 212H128V211H127ZM139 212H140V211H139ZM149 212H150V210H149ZM202 212H203V211H202ZM227 212H228V211H227ZM230 212H231V211H230ZM2 213H3V212H2ZM2 213H1V214H2ZM9 213H11V211H10ZM9 213H6V214H9ZM19 213H20V211H19ZM39 213H41V211H40ZM39 213H38V214H39ZM54 213H55V212H54ZM58 213H59V212H58ZM76 213H74V215H75ZM90 213H91V212H90ZM114 213H115V212H114ZM114 213H113V214H114ZM123 213H124V212H123ZM144 213H145V212H144ZM162 213H163V212H162ZM173 213H174V212H173ZM186 213L188 214V212H186ZM189 213H191V212H189ZM194 213H195V212H194ZM194 213H193V214H194ZM3 214H5V213H3ZM3 214H2V215H3ZM22 214H23V213H22ZM36 214H37V213H36ZM38 214L36 215V218H37ZM41 214H42V213H41ZM43 214H44V213H43ZM48 214H49V213H48ZM48 214H47V215H48ZM55 214H57V213H55ZM78 214H80V213H78ZM87 214H88V212H87ZM116 214H117V213H116ZM125 214H126V213H125ZM146 214H148V213H147V210H146ZM155 214H156V213H155ZM158 214H161V212L158 213ZM176 214H177V212H176ZM202 214H203V213H202ZM224 214H226V213H224ZM31 215H33V214H31ZM34 215H35V214H34ZM45 215H46V214H45ZM60 215H62V213L59 214L58 216H60ZM65 215H66V214H65ZM67 215H68V213H67ZM67 215H66V216H67ZM81 215H82V214H81ZM81 215H79V217H80ZM102 215H103V214H102ZM104 215H105V214H104ZM134 215H135V214H134ZM144 215H145V214H144ZM148 215H149V214H148ZM152 215H154V214H152ZM170 215H171V213H170ZM174 215H175V214H173L172 216H174ZM185 215H186V214H185ZM188 215H189V214H188ZM188 215H187V216H188ZM9 216H10V215H9ZM9 216H8V217H9ZM29 216H30V215H29ZM49 216H51V215H49ZM52 216H53V215H52ZM85 216H86V215H85ZM94 216H95V215H94ZM97 216H98V215H97ZM100 216H101V215H100ZM100 216H99V217H100ZM149 216H150V215H149ZM154 216H155V215H154ZM154 216H153V217H154ZM157 216H159V215H157ZM182 216H183V215H182ZM203 216H204V215H203ZM221 216H222V215H221ZM2 217H3V216H2ZM4 217H5V216H4ZM8 217H7V219H6V222H7L8 219H9V220H12V219H13V218L10 219V218H8ZM34 217H35V216H34ZM63 217H64V219H65V216H63ZM67 217H68V216H67ZM67 217H66V218H67ZM110 217H111V216H110ZM113 217H114V216H113ZM123 217H124V216H123ZM151 217H152V216H151ZM164 217H165V215H164ZM25 218H26V217H25ZM27 218H28V217H27ZM36 218H35V219H36ZM41 218H42V217H41ZM45 218H46V217H45ZM45 218H43V219H45ZM47 218H48V217H47ZM50 218H51V217H49V219H50ZM69 218H70V216H69ZM83 218H84V217H83ZM83 218H82V219H83ZM95 218H96V217H95ZM155 218H156V217H155ZM172 218H173V217H172ZM172 218H171V219H172ZM180 218H181V217H180ZM190 218H191V217H190ZM193 218L195 219L194 216H193ZM193 218H192V220L190 221V222H192V223L196 222V221L193 222ZM200 218H201V216H200ZM202 218H203V217H202ZM14 219H15V218H14ZM37 219H40V218L38 217ZM49 219H48V222H49ZM54 219H55V218H54ZM64 219H63V220H64ZM72 219H73V218H72ZM89 219H90V216H89ZM89 219H87V221H88ZM93 219H94V218H93ZM149 219H150V218H149ZM151 219H152V218H151ZM153 219H154V218H153ZM153 219H152V220H153ZM174 219H175V218H174ZM203 219H205V218H203ZM9 220H8V221H9ZM15 220H17V218H16ZM22 220H23V219H22ZM22 220H21V221H22ZM28 220H31V218H28ZM28 220H27V221H28ZM46 220H47V219H46ZM57 220H58V219H57ZM57 220H55V221H57ZM65 220L68 221V219H65ZM65 220H64V221H65ZM69 220H70V219H69ZM80 220H81V217H80ZM105 220H106V219H105ZM129 220H130V219H129ZM179 220H180V219H179ZM200 220H201V219H200ZM1 221H2V220H1ZM1 221H0V222H1ZM31 221H33V220H31ZM37 221L39 222V220H37ZM59 221H60V220H59ZM67 221H66V222H67ZM73 221H74V220H73ZM77 221H78V220H76V222H77ZM90 221H91V220H90ZM93 221H94V220H93ZM96 221H97V219H96ZM115 221H116V220H115ZM144 221H145V223H146V220H144ZM150 221H151V220H150ZM150 221H149V222H150ZM171 221H172V220H171ZM171 221H170V222H171ZM182 221H183V220H182ZM3 222H4V221H3ZM25 222H26V220H25ZM29 222H30V221H29ZM33 222H35V221H33ZM51 222H54V221H51ZM70 222H72V221H70ZM78 222H79V221H78ZM80 222H81V221H80ZM165 222H166V221H165ZM187 222H188V221H186V223H187ZM190 222H189V223H190ZM23 223H24V222H23ZM42 223H43V222H42ZM46 223H47V222H46ZM46 223H44V225H45ZM60 223H63V222H60ZM73 223H74V222H73ZM85 223H86V222H85ZM90 223H91V222H90ZM92 223H93V222H92ZM117 223H118V221H117ZM123 223H125V222H123ZM142 223H143V222H142ZM155 223H156V222H155ZM192 223H191V224H192ZM197 223H198V222H196L195 224H197ZM203 223H204V222L201 223V226L204 225ZM238 223H239V222H238ZM26 224H27V223H26ZM36 224H37V223H36ZM76 224H77V223H76ZM76 224H75V225H76ZM81 224H82V222H81ZM114 224H115V223H114ZM125 224H126V223H125ZM140 224H141V223H140ZM169 224H170V223H169ZM169 224H168V226H169ZM171 224H172V223H171ZM174 224H175V223H174ZM177 224H178V223H177ZM180 224H182V223H180ZM208 224H209V223H208ZM33 225H34V224H33ZM39 225H40V224H39ZM44 225H42V226H44ZM48 225H49V224H48ZM65 225H67V223H65ZM69 225H70V224H69ZM72 225H73V224H72ZM82 225H84V223H83ZM82 225H81V226H82ZM104 225H105V224H104ZM128 225H129V224H128ZM131 225H132V224H131ZM133 225H134V224H133ZM137 225H138V224H137ZM183 225H184V224H183ZM189 225H190V224H189ZM209 225H210V224H209ZM28 226H29V225H28ZM36 226H38V225H36ZM36 226H35V227H36ZM51 226H52V225H51ZM51 226H50V227H51ZM55 226H57V223H56ZM60 226H61V225H60ZM73 226H74V225H73ZM76 226H78V225H76ZM88 226H89V225H88ZM92 226H93V225H92ZM101 226H103V225L101 224ZM116 226H117V225H116ZM134 226H135V225H134ZM139 226H140V225H138L137 228H138ZM164 226H165V225H164ZM170 226H171V225H170ZM68 227H69V226H68ZM83 227H85V226H83ZM90 227H91V225H90ZM127 227H128V226H126V228H127ZM145 227H147V226H145ZM177 227H179V226H177ZM192 227H193V226H192ZM195 227H196V226H195ZM203 227H204V226H203ZM33 228H34V227H33ZM36 228H37V227H36ZM38 228H39V227H38ZM54 228H55V227H54ZM57 228H62V227H57ZM64 228H65V227H64ZM64 228H63V229H64ZM92 228H94V227H92ZM124 228H125V227H124ZM135 228H136V227H135ZM171 228H172V227H171ZM185 228H186V227L184 226V229H185ZM55 229H56V228H55ZM70 229H71V228H70ZM75 229H76V228H75ZM97 229H98V228H97ZM167 229H168V228H167ZM179 229H181V228H179ZM182 229H183V227H182ZM191 229H192V228L190 227V228L187 229V230L190 231ZM197 229H198V228H197ZM77 230H78V229H77ZM84 230H85V229H84ZM87 230H88V229H87ZM100 230H101V229H99V231H100ZM143 230H145V229H143ZM143 230H140V231L143 232ZM153 230H154V229H153ZM162 230H163V229H161V232H162ZM203 230H204L203 233H205V234L207 233L208 236H211V237L213 236V233H212V232L217 231L216 229H212V228L209 227V226H205V228H204ZM30 231H31V229H30ZM33 231H34V230H33ZM48 231H50V230H48ZM57 231H58V230H57ZM59 231H62V230H59ZM63 231H64V230H63ZM75 231H76V230H75ZM88 231H89V230H88ZM88 231H87V232H88ZM93 231H94V230H93ZM93 231H92V232H93ZM121 231H122V230H121ZM123 231H124V230H123ZM129 231H130V230H129ZM195 231H196V230H195ZM68 232H69V231H68ZM71 232H73V231H71ZM82 232H83V231H82ZM82 232H80V233L82 234ZM147 232H148V231H147ZM150 232H151V231H150ZM164 232H165V230H164ZM170 232H171V231H170ZM170 232H169V233H170ZM180 232H181V231H180ZM180 232H179V233H180ZM185 232H186V231H184V233H185ZM196 232H197V231H196ZM15 233H16V232H15ZM20 233H21V232H20ZM22 233H23V232H22ZM26 233H27V232H25V234H26ZM56 233H57V232H56ZM61 233H62V232H61ZM80 233H79V234H80ZM96 233H97V232H96ZM109 233H110V232H109ZM128 233H129V232H128ZM162 233H163V232H162ZM181 233H183V232H181ZM189 233H190V232H189ZM17 234H19V233H17ZM67 234H68V233H67ZM111 234H112V233H111ZM126 234H127V233H126ZM133 234H135V233H133ZM143 234H144V233H143ZM153 234L155 235V234H157V233H153ZM153 234H152V235H153ZM19 235H20V234H19ZM65 235H66V234H65ZM73 235H74V234H73ZM75 235H77V237H78V234H75ZM83 235H84V234H83ZM90 235H91V234H90ZM122 235H123V233H122ZM152 235L150 236V239H151ZM166 235H167V233H166ZM170 235H172V232H171ZM175 235H176V234H175ZM184 235H187V233H185ZM188 235H190V234H188ZM202 235H203V234H202ZM3 236H4V234H3ZM31 236H32V234H31ZM51 236H52V235H51ZM88 236H89V235H88ZM92 236H93V234H92ZM133 236H134V235H133ZM133 236H132V239H133ZM155 236H157V235H155ZM155 236H154V237H155ZM162 236H163V234H162ZM176 236H177V235H176ZM4 237H5V236H4ZM23 237H24V236H23ZM25 237H28V236H25ZM55 237H56V236H55ZM63 237H64V236H63ZM66 237H67V235H66ZM66 237H65V238H66ZM73 237H74V236H73ZM148 237H149V236H148ZM164 237H165V236H164ZM169 237H172V236H169ZM178 237H179V236H178ZM182 237H183V236H182ZM190 237H191V236H190ZM14 238H15V237H14ZM14 238H13V239H14ZM34 238H35V237H34ZM58 238L60 239V237H58ZM70 238H71V236H70ZM80 238H81V236H80ZM92 238H93V237H92ZM157 238H158V237H157ZM167 238H168V235H167ZM176 238H177V237H176ZM185 238H186V237H185ZM203 238H204V237H203ZM208 238H209V237H208ZM11 239H12V238H11ZM11 239H10V240H11ZM59 239H58V240H59ZM84 239H86V238H84ZM97 239H98V238H97ZM118 239H119V238H118ZM148 239H149V238H148ZM152 239H153V238H152ZM154 239H155V238H154ZM172 239H173V238H172ZM177 239L179 240V238H177ZM181 239H182V238H181ZM181 239H180V240H181ZM195 239H196V238H195ZM6 240H7V239H6ZM6 240H5V243H8V244H9V242H6ZM17 240H18V239H17ZM31 240H32V239H31ZM40 240H41V239H39V241H40ZM62 240H63V238H62ZM62 240H61V241H62ZM66 240H67V239H66ZM66 240H65V241H66ZM89 240H90V239H88V241H89ZM94 240H95V238H94ZM110 240H111V239H110ZM124 240H125V239H124ZM156 240H157V239H156ZM156 240H154V241H156ZM162 240H163V239H162ZM169 240H171V239H169ZM178 240H177V241H178ZM201 240H202V239H201ZM2 241L4 242L3 239H2ZM7 241H8V240H7ZM19 241H20V240H19ZM53 241H54V239H53ZM61 241H60V242H61ZM67 241H68V240H67ZM72 241H73V240H72ZM74 241H76V240H74ZM102 241H103V238H102ZM120 241H121V240H120ZM152 241H153V240H152ZM158 241H159V240H158ZM173 241H174V240H173ZM173 241H171V242L174 244ZM181 241H182V240H181ZM0 242H1V241H0ZM10 242H11V241H10ZM12 242H13V241H12ZM15 242H16V241H15ZM15 242H14V243H15ZM54 242H56V241H54ZM69 242H70V241H69ZM76 242H77V241H76ZM83 242H84V240H83ZM85 242H87V241H85ZM109 242H110V241H109ZM121 242H122V241H121ZM143 242H144V241H143ZM175 242H176V240H175ZM182 242L185 243V241H182ZM198 242H199V241H198ZM22 243L25 244V240H24V242H22ZM48 243H49V242H48ZM58 243H59V242H58ZM91 243H92V242H91ZM96 243H97V242H96ZM133 243H134V242H133ZM135 243H136V242H135ZM139 243H140V245H141V242H140V241H139ZM147 243H148V242H147ZM160 243H161V242H160ZM166 243H167V242H166ZM191 243H192V242H191ZM193 243H194V242H193ZM193 243H192V244H193ZM15 244H16V243H15ZM15 244H14V245H15ZM56 244H57V243H56ZM80 244H81V243H80ZM88 244H89V243H88ZM108 244H109V243H108ZM119 244H121V243L119 242ZM131 244H132V243H131ZM153 244H154V243H153ZM155 244H156V243H155ZM164 244H165V242H164ZM169 244H171V243H169ZM169 244H168V246H169ZM22 245H23V244H22ZM25 245H26V244H25ZM31 245H33V244H31ZM31 245H29V247H30ZM34 245H36V244H34ZM103 245H104V244H103ZM103 245H101V246H103ZM115 245H116V244H115ZM142 245H143V243H142ZM142 245H141V246H142ZM150 245H152V244H150ZM162 245H163V244H162ZM183 245H184V244H183ZM195 245H196V243H195ZM17 246H18V244H17ZM23 246H24V245H23ZM42 246H43V245H42ZM57 246H58V245H57ZM60 246H61V245H60ZM78 246H79V245H78ZM81 246H82V245H81ZM84 246H85V245H84ZM93 246H94V245H93ZM96 246H98V245H96ZM109 246H111V244H109ZM120 246H121V245H120ZM127 246H128V245H127ZM137 246H138V245H137ZM141 246H139V247H141ZM143 246H144V245H143ZM160 246H161V245H160ZM164 246H165V245H164ZM171 246H172V244H171ZM187 246H188V244H187ZM187 246H186V247H187ZM202 246H203V245H202ZM29 247H28V248H29ZM32 247H34V246H32ZM65 247H66V246H65ZM65 247H64V248H65ZM67 247H68V246H67ZM71 247H72V246H71ZM71 247H70V248H71ZM98 247H99V246H98ZM116 247H117V246H116ZM130 247H131V246H130ZM130 247H129V250H130ZM166 247H167V245H166ZM192 247H193V246H191V251H192ZM196 247H197V246H196ZM198 247H199V246H198ZM15 248H16V247H15ZM24 248H25V246H24ZM64 248L62 247V249H64ZM83 248H84V247H83ZM96 248H97V247H96ZM111 248H112V247H111ZM120 248H121V247H120ZM131 248H132V247H131ZM150 248H151V247H150ZM161 248H162V247H161ZM167 248H168V247H167ZM167 248H166V249H167ZM187 248H188V247H187ZM193 248H194V247H193ZM22 249H23V248H22ZM84 249H85V248H84ZM84 249H83V251H84ZM92 249L95 250V248H92ZM98 249H99V248H98ZM98 249H97V250H98ZM118 249H119V248H118ZM123 249H124V247H123ZM125 249H126V248H125ZM127 249H128V248H127ZM137 249H139V248H137ZM146 249H147V247H146ZM159 249H160V248H159ZM172 249H174V246H173ZM189 249H190V248H189ZM189 249H188V250H189ZM194 249H195V248H194ZM19 250L21 251V248H19ZM58 250H59V249H58ZM68 250H69V249H68ZM68 250H67V251H68ZM89 250H90V248H89ZM89 250H88V251H89ZM140 250H142V249L140 248ZM144 250H145V249H144ZM185 250H187V249H185ZM196 250L199 251L200 249H199V250L196 249ZM196 250H194V251H196ZM1 251H2V250H1ZM17 251H18V250H17ZM98 251H99V250H98ZM114 251H116V250H114ZM118 251H119V250H118ZM120 251H121V250H120ZM127 251H128V250H127ZM127 251H126V253H128ZM142 251H143V250H142ZM153 251H154V250H152V253H153ZM163 251H165V250H163ZM170 251H171V249H170ZM189 251H190V250H189ZM4 252H5V251H4ZM7 252H8V251H7ZM77 252H78V250H77ZM84 252H85V251H84ZM91 252H92V251H91ZM100 252H101V251H100ZM102 252H104V250H103ZM106 252H107V251H106ZM122 252H123V250H122ZM129 252H131V251H129ZM136 252H137V250H136ZM148 252H149V249H148ZM176 252H178V251H176ZM0 253H1V252H0ZM55 253H56V252H55ZM87 253H88V252H87ZM87 253H86V254H87ZM104 253H105V252H104ZM107 253H108V252H107ZM107 253H106V255H107ZM109 253H110V252H109ZM111 253H112V251H111ZM149 253H150V252H149ZM155 253H156V252H155ZM158 253H159V252L157 251V254H158ZM161 253H162V252H161ZM190 253H191V252H190ZM192 253H194V252H192ZM218 253H219V252H218ZM143 254H144V253H143ZM150 254H151V253H150ZM164 254H165V253H164ZM187 254H189V253H187ZM194 254H195V253H194ZM220 254H221V253H220ZM220 254H219L218 256H216L215 260H212V263H211V264H226V260L221 259V258H220ZM2 255H3V254H1V257H2ZM75 255H76V254H75ZM97 255H98V254H97ZM99 255H101V254H99ZM119 255H120V254H119ZM126 255H127V254H126ZM147 255H148V254H147ZM155 255H156V254H155ZM189 255H190V254H189ZM191 255H192V254H191ZM198 255H199V253H198ZM58 256H59V255H58ZM65 256H66V255H65ZM73 256H74V255H73ZM86 256H88V255H86ZM101 256H102V255H101ZM117 256H118V255H117ZM117 256H116V257H117ZM121 256H122V255H121ZM133 256H134V255H133ZM136 256H137V255H136ZM151 256H152V255H151ZM168 256H171V254L168 255ZM173 256H174V255H173ZM176 256H177V255H176ZM186 256H187V255H186ZM195 256H196V255H195ZM6 257H7V256H6ZM16 257H17V256H16ZM68 257H69V256H68ZM82 257H83V255H82ZM93 257H94V256H93ZM99 257H100V256H99ZM104 257H105V256H104ZM134 257H135V256H134ZM148 257H149V256H148ZM162 257H164V256L162 255ZM177 257H178V256H177ZM192 257H193V256H192ZM14 258H15V257H14ZM69 258H70V257H69ZM72 258H73V257H72ZM111 258H112V257H111ZM128 258H129V257H128ZM136 258H137V257H136ZM140 258H141V257H140ZM167 258H168V257H167ZM170 258H171V257H170ZM196 258H197V257H196ZM196 258H195V259H196ZM200 258H201V256H200ZM1 259H2V258H1ZM1 259H0V260H1ZM11 259H12V257H11ZM11 259H10V260H11ZM102 259H103V257H102ZM107 259H108V258H107ZM112 259H113V258H112ZM122 259H123V258H122ZM143 259H144V257H143ZM148 259H149V258H148ZM148 259H147V261H144V263L148 262ZM152 259H155V258L152 257L151 260H152ZM164 259H165V258H164ZM195 259H194V260H195ZM197 259H198V258H197ZM197 259H196V260H197ZM3 260H5V258H4ZM18 260H19V259H18ZM60 260H61V259H60ZM82 260H83V259H82ZM86 260H87V259H86ZM86 260H85V261H86ZM88 260L90 261V260H91V257H88ZM96 260L98 261L99 259L96 257V259H95L94 261H96ZM108 260H109V259H108ZM110 260H111V259H110ZM135 260H137V259H135ZM138 260L141 261V259H138ZM138 260H137V262H138ZM145 260H146V259H145ZM151 260H149V261H151ZM161 260H162V259H161ZM161 260H159V263H160V264H164V262L161 261ZM168 260H169V259H168ZM174 260H176V258H174ZM185 260H186V259H185ZM187 260H188V259H187ZM196 260H195V262H198V261H196ZM15 261H16V260H15ZM66 261H67V260H66ZM73 261H74V260H73ZM102 261H104V260H102ZM105 261H106V260H105ZM128 261H129V260H128ZM156 261H157V260H156ZM166 261H167V260H166ZM166 261H165V262H166ZM169 261H170V260H169ZM204 261H205V260H204ZM12 262H13V261H12ZM26 262H27V261H26ZM82 262H83V261H82ZM91 262H92V261H91ZM108 262H109V261H108ZM111 262H112V261H111ZM118 262H119V261H118ZM133 262H134V260H133ZM199 262H202V261L199 260ZM0 263H1V262H0ZM10 263H11V262H10ZM10 263H8V264H10ZM13 263H14V262H13ZM13 263H12V264H13ZM60 263H61V262H60ZM67 263H68V262H67ZM73 263H74V262H73ZM75 263H76V262H75ZM88 263H89V262H88ZM96 263H97V262H96ZM121 263H123L122 260H121ZM140 263H141V262H140ZM144 263H143V264H144ZM167 263H169V262H167ZM171 263H172V262H171ZM1 264H2V263H1ZM70 264H71V263H70ZM77 264H78V263H77ZM83 264H84V263H83ZM86 264H87V263H86ZM93 264H94V263H93ZM100 264H102V263H100ZM105 264H107V263H105ZM135 264H136V263H135ZM146 264H147V263H146ZM154 264H157V263H154ZM193 264H195V263H193Z\"/></svg>", "mask_w": 264, "mask_h": 264}]
</instances>
